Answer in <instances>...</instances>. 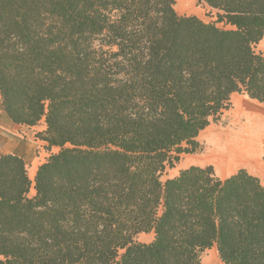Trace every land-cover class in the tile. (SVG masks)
<instances>
[{"label": "trees", "instance_id": "1", "mask_svg": "<svg viewBox=\"0 0 264 264\" xmlns=\"http://www.w3.org/2000/svg\"><path fill=\"white\" fill-rule=\"evenodd\" d=\"M198 4L216 19L176 0H0V102L16 126L44 122L50 153L34 181L0 156V264H202L213 248L264 264L258 177L161 181L234 94L264 105V0Z\"/></svg>", "mask_w": 264, "mask_h": 264}, {"label": "crops", "instance_id": "2", "mask_svg": "<svg viewBox=\"0 0 264 264\" xmlns=\"http://www.w3.org/2000/svg\"><path fill=\"white\" fill-rule=\"evenodd\" d=\"M197 1L198 0H176V6H175L176 11L178 12L179 15L196 16L206 23L210 22L209 21L210 19L208 18V16H206V14L209 13V11H205V9L201 7V5L199 4L197 5ZM231 100L233 104V108L231 110L234 119L232 125H234V122L238 117L237 115L238 111H241L243 114L249 116H255L259 120L262 118L260 121L264 123L263 104L259 103L256 100L250 99L247 95H241V94H234ZM11 124L12 127L7 129V132L3 134V137H1L2 139H0V150L2 152L0 156L4 154H13L23 158L27 164V167L31 169V176L35 177L39 166L45 162L43 157L46 156V152L48 151V149L46 148V142L41 140L38 136L39 133H43L46 130V125L44 124V126H41L42 122L34 127H19L13 124L12 122ZM17 128H20V130H26V132H24V136L14 134L15 131H18ZM11 129H13L14 131L13 139L11 137H7V133ZM222 132L224 131L213 128L211 126H209L206 130L201 132L199 136V140H202V142L205 145H207L206 149L204 152H201L199 154L197 153L195 155L186 156L184 160L185 165L183 169H187L191 166L205 167L208 165H212L215 169L216 174L222 179L228 178L229 176L237 172L239 169H244L243 167H240L234 170L233 172L224 175L221 172V170L217 169L210 161L204 160L207 159V156L213 150V145L211 141L208 139V137L211 134L212 135L214 134V138H215ZM38 154H41V157H38L37 156ZM261 166L262 168L259 173L254 172L253 170L247 168L245 169L250 174L258 177L261 184L264 186V154L261 158ZM178 174L179 173H177L174 177L178 176Z\"/></svg>", "mask_w": 264, "mask_h": 264}, {"label": "bare ground", "instance_id": "3", "mask_svg": "<svg viewBox=\"0 0 264 264\" xmlns=\"http://www.w3.org/2000/svg\"><path fill=\"white\" fill-rule=\"evenodd\" d=\"M237 115L232 129L222 130L224 132L215 138L214 134L208 137L213 150L204 160L210 161L224 175L240 167L259 173L262 168L261 158L264 154V123L260 121L262 118L259 120L241 111H238ZM10 127L12 124L0 106V139ZM202 264L224 263L220 260L217 248H214L207 251Z\"/></svg>", "mask_w": 264, "mask_h": 264}, {"label": "rangeland", "instance_id": "4", "mask_svg": "<svg viewBox=\"0 0 264 264\" xmlns=\"http://www.w3.org/2000/svg\"><path fill=\"white\" fill-rule=\"evenodd\" d=\"M197 5H198V1H197ZM206 16H208V18L210 19L209 21H212V19L214 18V17H212V16H210L208 13L206 14ZM220 26H222V25H220ZM230 28V27H229ZM255 51H256V53H258V54H264V39L258 44V45H256L255 46ZM0 106H1V108H2V104H1V102H0ZM232 108H233V104H232ZM231 108V109H232ZM228 110V111H226L225 113H224V115L222 116V118H221V120L218 122V123H213V124H211L210 126L211 127H213V128H216V129H220V130H226V129H232L234 126H235V122H234V125H232V123H233V116H232V110ZM2 110H3V108H2ZM4 111V110H3ZM5 113V112H4ZM41 126H44V122H42V124H41ZM18 129V131H13V129H11L8 133H7V137H11L12 139H13V135L14 134H17V135H22V136H24V132H26V130H20V128H17ZM13 132H14V134H13ZM199 140V139H198ZM199 142L201 143V145L203 146V151L202 152H204L205 151V149H206V146L207 145H205L203 142H202V140H199ZM54 151H55V153H57L58 151H59V149H58V147H55L54 148ZM2 152H1V150H0V154H1ZM197 154V153H196ZM199 154V153H198ZM189 155H195V154H184V155H181V157H180V162L178 163V164H176V166H175V168H174V170L173 169H170V168H167L165 171H164V173H163V176H162V178H161V181L162 182H165L167 179H169V178H171V177H174L177 173H179L180 172V170H182L183 169V167H184V160H185V158H186V156H189ZM245 169V168H244ZM28 170H29V175H30V178L32 179V181H34V177H32L31 176V169H29L28 168ZM240 170V169H239ZM236 173V172H235ZM234 173V174H235ZM35 194V190H34V188L32 189V191H31V194H30V196H33ZM136 240L138 241V242H141V243H146V244H148V243H151L153 240H154V234H153V232L152 233H149V234H141V235H139L137 238H136ZM211 250H213V249H211ZM207 252H205L203 255H202V258H204L205 257V254H206Z\"/></svg>", "mask_w": 264, "mask_h": 264}, {"label": "built area", "instance_id": "5", "mask_svg": "<svg viewBox=\"0 0 264 264\" xmlns=\"http://www.w3.org/2000/svg\"><path fill=\"white\" fill-rule=\"evenodd\" d=\"M199 5H201V7L205 9V11H209V12L212 11L210 8H208V7H207L206 5H204V4H199ZM212 17H214L212 20H215V19H216L214 12H213V16H212ZM220 25L223 26V24H220ZM228 27H230V26H228ZM49 154H50L49 151H47V152H46V156H44L43 159L45 160V159L49 156ZM37 156H38V157H41V154H38Z\"/></svg>", "mask_w": 264, "mask_h": 264}]
</instances>
